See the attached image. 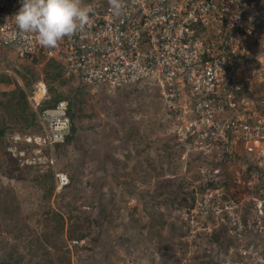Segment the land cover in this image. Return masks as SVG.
<instances>
[{"label":"built area","instance_id":"built-area-1","mask_svg":"<svg viewBox=\"0 0 264 264\" xmlns=\"http://www.w3.org/2000/svg\"><path fill=\"white\" fill-rule=\"evenodd\" d=\"M118 2L117 14L112 0H81L92 9L88 22L46 48L16 29L20 0H0V51L23 62L41 58L38 66L54 60L85 86L157 87L182 158L205 162L181 212L195 239L190 251L213 250L220 264H264V0ZM35 88L29 98L43 141H63L67 102L38 108L49 96L44 81ZM56 181L61 187L67 177ZM217 229L229 236L218 255V243L205 242Z\"/></svg>","mask_w":264,"mask_h":264},{"label":"rangeland","instance_id":"rangeland-1","mask_svg":"<svg viewBox=\"0 0 264 264\" xmlns=\"http://www.w3.org/2000/svg\"><path fill=\"white\" fill-rule=\"evenodd\" d=\"M24 63L0 51V75H9L25 91L28 108L24 105V109L30 113L34 106L29 97L37 81H44L43 69L37 68L41 79L27 88L14 71ZM66 83L63 90L80 86L83 92L77 95L83 113L76 120V140L66 153L55 154L49 145L28 141L29 135L41 131L35 127L23 130L24 124L11 123L0 139V264L9 255L8 260H19V264H194L205 257L202 251L180 252L174 248L176 242L170 247L176 240L170 223L180 221L175 209L169 211L172 206H165L168 202H158L152 195L157 178L174 177L176 183L197 174L191 155L182 158L184 146L172 135L157 87L137 85L124 91L85 86L71 79ZM15 87L14 82L0 81V91ZM42 95V89L36 91L37 99ZM0 98L6 99L4 95ZM164 125L169 126L167 131ZM166 141L173 143L170 157L160 148ZM35 152H40L37 158ZM49 167L54 173V190L45 197L46 190L37 179ZM69 170L74 172L73 181L59 195L63 187L55 174L68 177ZM45 182L48 188L50 180ZM90 202L96 203L93 210ZM50 207L62 215V223L48 216ZM74 207L80 218L90 213L88 223L78 228L76 220L68 217ZM179 208L181 219L183 207ZM82 227L90 233L74 243L69 231Z\"/></svg>","mask_w":264,"mask_h":264},{"label":"trees","instance_id":"trees-1","mask_svg":"<svg viewBox=\"0 0 264 264\" xmlns=\"http://www.w3.org/2000/svg\"><path fill=\"white\" fill-rule=\"evenodd\" d=\"M41 60H42L41 58H38L34 60L33 62H25L24 64L21 65V69L19 70L14 69V71L17 73L18 77L21 79L23 86L29 88L33 83L41 79L40 75L37 72V68L42 67L43 69L42 79H44V81L47 82L48 89H49V92H48L49 99L40 103L39 107L41 109L45 107L53 106L60 100L67 101V114L70 119V132L69 134L65 136L63 142H54L52 146L55 154L57 153L62 154V153H66V150L69 148V146L71 144L74 145L73 143L76 140V132L78 130V126L76 125L77 124L76 120L80 116H82V113H83V107L81 106L82 99L78 98L77 95L78 93L79 95H82L83 92H80L79 90V88H81L80 86H77V87L67 86L69 87L68 90L67 91L63 90V86L67 85L66 81L70 80L71 78L64 74V71L61 65L57 63L56 61L46 60L42 63L41 66H38V63L41 62ZM62 79H67V80L63 81ZM0 81H2L4 84L14 82L16 86L13 90L9 92L0 91V96L4 95V97H6V99L0 98V111H1L0 112V139L3 138L7 130V126L11 125V123H15L18 125L24 124L23 130H26V131H31L33 127H35V129H38V130L41 129L37 121L36 112L32 108L30 109L31 110L30 113L26 112V110L24 109V105L27 106L28 108V104H27L28 102H26V93L24 90H22V88L17 83V81L5 73L0 75ZM120 90L125 91L127 89H120ZM171 123L172 122L169 123L170 128H172ZM168 127L169 126L164 125V129L166 131L168 130ZM172 147H173V143L168 142V141L163 142V144H161L160 146L161 149L162 148L165 149V152L166 154H168V157H170L171 154L173 153ZM141 150L144 151L145 149L141 148ZM35 166L38 168L40 164H37ZM27 167H30V165H28ZM153 168L156 169V166H154ZM53 175L54 173L49 167L44 172V174L39 177L40 180L37 179V181H39L38 184L40 185V187L45 188L46 190L43 193V196L45 197H50V195L52 194L54 190ZM73 176H74V172L69 170L68 171L69 182L58 193L59 195H62L64 190L73 181ZM45 180L47 181L50 180V185L48 186V188L45 187V183H46ZM155 182H156L157 188L152 194L154 195L155 200H157L158 202H163V203L165 201L166 203L168 202L165 206H167L168 208V206L171 205L172 207L168 209L170 211L171 208H174L176 212L175 217L178 219V215L180 212L179 207L180 206L184 207L188 205L186 204L187 203L186 194H188V192L187 190L184 189L185 186L182 183H178V182L175 183L173 178H157ZM89 207L91 210H93L94 207H96V203L90 202ZM76 209L77 207H74L72 212L74 213ZM47 211H48L47 212L48 216H50L51 219L54 220L56 224H58L59 220H61L60 222L62 223L63 217L59 212L54 211V209L51 207L48 208ZM81 216H84V217L80 218V214L79 215L77 214L76 216L75 213L72 215L70 212L68 213V217L70 221L73 219L76 220L75 223L78 224V226H75L76 228L80 227V225L83 223L84 224L88 223V218L90 217V213L88 211L85 213V215L82 214ZM170 224H171V229H172L171 236L174 237V239H176L174 240L173 244L170 245V247H173L176 242V245L174 246V248H176L177 250H180V252L182 253H186L190 245L189 240H188V234H189L188 228L185 227L184 223L182 222L178 224L175 223L176 225L174 224V222ZM59 227L61 228L62 226L60 225ZM76 228L75 230H72V233L69 231V234H68V236L71 239L75 240L74 243L78 242L79 240L85 239L90 233L89 230L87 229L85 230L83 229V227L82 229H76ZM228 240H229V236L225 233L224 229L222 230L217 229L214 232V234L210 237V241L218 243L219 250H217V253H216L217 255L218 253L225 252L224 247H226ZM203 255L205 257H203L201 254L200 256H202V258L197 263H194V264H212L214 258L208 255L206 251ZM10 258H11V255H9L7 258H3L1 260V264H19L18 262L19 260H8ZM175 258H177L178 261L182 259V257H179V256H176ZM244 263L251 264V262L248 263V261H245ZM215 264H220V263L215 262Z\"/></svg>","mask_w":264,"mask_h":264},{"label":"clouds","instance_id":"clouds-1","mask_svg":"<svg viewBox=\"0 0 264 264\" xmlns=\"http://www.w3.org/2000/svg\"><path fill=\"white\" fill-rule=\"evenodd\" d=\"M112 6L114 10L116 11V13L118 14L121 8V4L118 2V0H112ZM91 12H92V9L90 7L82 6L81 0H20V7L15 13L12 14V18L14 19V24L18 32L35 33L41 47L53 48L57 46L58 42L61 39H63L66 36L73 35L74 33L77 32L78 29L82 28L88 22L89 15ZM15 34L16 33H14L13 35ZM48 99L49 98L45 100H48ZM45 100H41L39 104ZM37 121H38V118H37ZM38 123L41 128L39 129L41 133L38 135H34V136L29 135L27 140L28 141L34 140V142L37 145L44 144L43 147H46L49 144L43 141V138L46 135L45 129L43 128V126L40 124L39 121ZM69 132H70V128H69ZM69 132L67 134H69ZM172 135H175V133H172ZM40 139H41V142H40ZM176 139H177V136H176ZM57 142H63V141H57ZM177 142L179 143V145H183L179 141ZM53 143H51L49 146L52 147ZM36 149H39V146H37ZM40 152H35L34 158H37ZM191 161L196 162L195 164L196 165L195 168L197 170L196 177H194L193 179H187L185 177L183 178V180H179L178 182V183H182L185 186L184 189L187 190L188 192V194H186V200H187L186 204L188 205L184 207L191 205V202L188 201V197L189 195H191V192L189 191V184L190 182H192L198 177L199 167L202 164H205L203 159L195 160L191 158ZM206 166H209V165H207L206 163ZM57 174L58 173L55 174L56 179H57ZM65 175L67 177V174ZM68 182L69 180L67 177V183L65 185H67ZM65 185L61 187H64ZM178 220L184 223L185 227L188 228V232H189L188 240L190 243L189 245L190 247L195 242V239L191 235L190 223L187 221H184L182 218L179 219V215H178ZM213 234H214V231H212L211 233H208V235L206 236L207 240L205 239V242L208 241L211 244L213 241H210V237ZM190 249L191 248H188L187 251L190 252ZM201 251L203 253H205L206 251L207 254L212 256L213 258V250L208 251L207 249H204Z\"/></svg>","mask_w":264,"mask_h":264},{"label":"bare ground","instance_id":"bare-ground-1","mask_svg":"<svg viewBox=\"0 0 264 264\" xmlns=\"http://www.w3.org/2000/svg\"><path fill=\"white\" fill-rule=\"evenodd\" d=\"M43 94H44V91H43ZM42 96H43V95H42ZM42 96H41V97H42ZM41 97H40V98H41Z\"/></svg>","mask_w":264,"mask_h":264}]
</instances>
